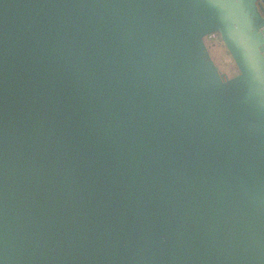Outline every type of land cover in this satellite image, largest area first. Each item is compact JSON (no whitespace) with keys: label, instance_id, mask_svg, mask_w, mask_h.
<instances>
[{"label":"water","instance_id":"obj_1","mask_svg":"<svg viewBox=\"0 0 264 264\" xmlns=\"http://www.w3.org/2000/svg\"><path fill=\"white\" fill-rule=\"evenodd\" d=\"M237 1L183 30L165 0H0V264H264V0Z\"/></svg>","mask_w":264,"mask_h":264},{"label":"rangeland","instance_id":"obj_2","mask_svg":"<svg viewBox=\"0 0 264 264\" xmlns=\"http://www.w3.org/2000/svg\"><path fill=\"white\" fill-rule=\"evenodd\" d=\"M167 4L166 16L170 18V15L175 14L177 17V24L180 29H186L188 25H192L193 22L198 18V10L193 3V0H165ZM237 7L242 13L245 14L243 8L237 0H234ZM246 18V14H245ZM205 55L208 61L215 68L216 76L219 81H222V77L219 75H226L228 79L234 76L236 68L231 60V57L226 53L224 46L218 41L216 43L213 40L205 39ZM221 73V74H220Z\"/></svg>","mask_w":264,"mask_h":264},{"label":"trees","instance_id":"obj_3","mask_svg":"<svg viewBox=\"0 0 264 264\" xmlns=\"http://www.w3.org/2000/svg\"><path fill=\"white\" fill-rule=\"evenodd\" d=\"M210 38H212V40H214L216 43L218 41V43L222 44V41L220 39V36L218 34L212 35ZM223 45V44H222ZM224 46V45H223ZM226 53L228 54V52L226 51ZM229 55V54H228Z\"/></svg>","mask_w":264,"mask_h":264},{"label":"flooded vegetation","instance_id":"obj_4","mask_svg":"<svg viewBox=\"0 0 264 264\" xmlns=\"http://www.w3.org/2000/svg\"><path fill=\"white\" fill-rule=\"evenodd\" d=\"M208 39H210V40H212V38H208ZM213 42H214V40H213ZM237 71H236V73H235V75H237ZM235 75L234 76H231V77H235Z\"/></svg>","mask_w":264,"mask_h":264}]
</instances>
